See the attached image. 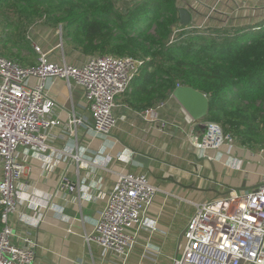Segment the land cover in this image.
Here are the masks:
<instances>
[{
  "label": "crops",
  "instance_id": "crops-1",
  "mask_svg": "<svg viewBox=\"0 0 264 264\" xmlns=\"http://www.w3.org/2000/svg\"><path fill=\"white\" fill-rule=\"evenodd\" d=\"M180 4L190 12V24L197 26H246L264 21V0H180ZM0 27L2 31V23ZM28 37L29 47H22L34 50L33 39ZM64 44L74 50L63 39L45 51L56 62L68 61L70 53ZM25 56L23 64L37 62L38 55ZM49 89L56 100L52 116L64 122L73 114L84 119L77 137L56 129L52 144L67 152H79L89 165L82 168L58 151L45 164L44 156L31 150L24 182L35 188L34 195L41 204L50 206L40 209L44 217L37 226L33 217L24 220L19 213L12 215L11 223L16 242H23L26 232H31L38 243L34 264H119L97 244L89 245L86 236L94 229L120 173L144 172L160 188L148 211L157 220L158 231L151 238L150 231H142L128 264H173V257L183 249L181 235L196 204L226 195L231 189H254L264 172L260 149H250L235 140L203 147L191 144L187 132L194 120L173 95L160 112L167 126L159 120L145 121L128 104L127 95L120 96L118 129L104 137L92 128L93 118L80 87L70 88L63 79H51ZM236 160L242 163L239 169L233 168ZM24 211L33 215L32 210ZM146 245L159 254L143 257Z\"/></svg>",
  "mask_w": 264,
  "mask_h": 264
},
{
  "label": "built area",
  "instance_id": "built-area-1",
  "mask_svg": "<svg viewBox=\"0 0 264 264\" xmlns=\"http://www.w3.org/2000/svg\"><path fill=\"white\" fill-rule=\"evenodd\" d=\"M31 44L38 54L32 65L0 54V264H34L37 259L38 243L31 232H26L23 242H16L11 223L12 215L19 213L24 220L33 217L37 226L44 217L40 209L50 206L41 204L34 195L35 188L24 182L31 150L42 154L45 164L58 151L82 168L89 165L79 152H67L52 144L56 129L77 137L84 119L73 114L64 122L52 116L56 100L49 81L63 79L70 88L80 87L93 118L92 128L106 137L119 126L118 98L130 89L144 64L142 58L113 54L90 56L78 64L56 62L38 43ZM32 79H36L34 84ZM166 104L160 102L137 114L145 121L159 120L167 126L160 116ZM200 122L194 120L187 132L194 146L234 141L220 124ZM204 123L213 126L206 130ZM176 126L181 128L179 123ZM260 152L264 156V148ZM103 160L107 158L103 156ZM241 164L236 160L233 168L239 169ZM159 191L144 172L120 173L86 242L97 244L119 264H128L142 231H150L149 238L158 231L157 220L148 211ZM25 209L32 210L33 215ZM183 241L173 264H264V172L254 189H231L226 195L196 204L184 228ZM150 253L159 254L146 245L142 256L151 257Z\"/></svg>",
  "mask_w": 264,
  "mask_h": 264
},
{
  "label": "trees",
  "instance_id": "trees-1",
  "mask_svg": "<svg viewBox=\"0 0 264 264\" xmlns=\"http://www.w3.org/2000/svg\"><path fill=\"white\" fill-rule=\"evenodd\" d=\"M180 0H0V54L28 46V29L63 23L64 40L86 55L133 56L144 64L127 95L143 111L191 86L209 98L204 120L250 149L264 148V21L184 26Z\"/></svg>",
  "mask_w": 264,
  "mask_h": 264
},
{
  "label": "rangeland",
  "instance_id": "rangeland-1",
  "mask_svg": "<svg viewBox=\"0 0 264 264\" xmlns=\"http://www.w3.org/2000/svg\"><path fill=\"white\" fill-rule=\"evenodd\" d=\"M45 21L46 20L44 19L43 21L38 20L34 22L32 25H30L28 32H27V34H29L31 38L33 39V42L35 41L36 43H38L43 50L48 49L51 45L57 44L60 41H63L64 39L62 22H60L57 25V24H52V23L48 24ZM64 46L66 47V51H69L70 53V58L68 59V62L70 63L78 64L90 58V55L83 54L79 50H69L66 44H64ZM24 47H29V46H24ZM24 47L21 46V43H13L12 46L9 47L11 55L8 57L21 61L22 63H24L25 53L28 56H31V58H34V57L36 58L38 54L35 50H32L31 48L25 49ZM32 84H34L33 81H32ZM197 123L201 124L200 121H197ZM209 127L210 126H207L206 130H208ZM200 136L201 138H204L205 134L200 133Z\"/></svg>",
  "mask_w": 264,
  "mask_h": 264
},
{
  "label": "water",
  "instance_id": "water-1",
  "mask_svg": "<svg viewBox=\"0 0 264 264\" xmlns=\"http://www.w3.org/2000/svg\"><path fill=\"white\" fill-rule=\"evenodd\" d=\"M179 12L181 23L188 26L191 22L190 12L186 8H181ZM172 95L193 120H204L209 110V98L205 93L191 86H178ZM183 237L184 232L181 235V241Z\"/></svg>",
  "mask_w": 264,
  "mask_h": 264
},
{
  "label": "bare ground",
  "instance_id": "bare-ground-1",
  "mask_svg": "<svg viewBox=\"0 0 264 264\" xmlns=\"http://www.w3.org/2000/svg\"><path fill=\"white\" fill-rule=\"evenodd\" d=\"M207 126H213V124H212V123H208V124L206 125V123H204V125H203L202 128H206Z\"/></svg>",
  "mask_w": 264,
  "mask_h": 264
}]
</instances>
